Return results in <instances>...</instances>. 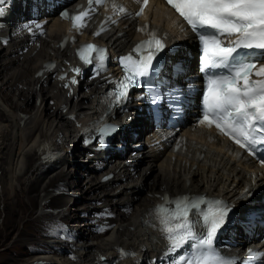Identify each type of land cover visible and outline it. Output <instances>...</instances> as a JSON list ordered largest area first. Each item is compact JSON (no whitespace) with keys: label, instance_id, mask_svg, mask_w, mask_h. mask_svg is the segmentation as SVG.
<instances>
[{"label":"bare ground","instance_id":"6f19581e","mask_svg":"<svg viewBox=\"0 0 264 264\" xmlns=\"http://www.w3.org/2000/svg\"><path fill=\"white\" fill-rule=\"evenodd\" d=\"M138 2L108 0L74 32L46 12L45 0L0 4V236L17 232L0 250V264L43 251L22 264H160L168 247L162 220L180 197L229 205L234 223L223 250L264 264V167L214 129L194 125L193 114L179 131L148 130L140 102L109 116L119 126L109 147H101L97 128L88 129L119 73L111 64V74L74 82L82 42L117 56L156 33L170 60L193 68L196 41L180 18L161 0H149L135 17ZM184 76L195 81L196 74L179 83L188 82Z\"/></svg>","mask_w":264,"mask_h":264},{"label":"snow or ice","instance_id":"6c2138e0","mask_svg":"<svg viewBox=\"0 0 264 264\" xmlns=\"http://www.w3.org/2000/svg\"><path fill=\"white\" fill-rule=\"evenodd\" d=\"M3 2L0 0V4ZM168 3L191 26L199 42V70L205 87L200 97L198 122L209 127L214 124L241 148L257 154L264 149V64L257 59V56L264 58V0H168ZM83 15L73 19L80 22ZM231 37L235 39L225 43ZM164 48L153 33L151 39L136 46L135 58L131 54L121 58L125 75L118 84L119 90L112 93L117 103L126 102L130 87L142 88L158 76L157 56ZM94 51L103 59L104 50L87 45L79 52L84 64L94 63ZM182 70V65L175 66L177 73ZM74 71L79 73L80 69ZM252 76L260 79H251ZM158 95V90L149 83L144 98L159 105ZM174 203L175 211L162 220L168 241L165 256L174 257L169 264H226L225 258L215 251L214 241L230 206L203 197H180ZM202 204L209 205L206 211L201 210ZM180 249L184 252L176 255Z\"/></svg>","mask_w":264,"mask_h":264},{"label":"rangeland","instance_id":"374dc122","mask_svg":"<svg viewBox=\"0 0 264 264\" xmlns=\"http://www.w3.org/2000/svg\"><path fill=\"white\" fill-rule=\"evenodd\" d=\"M32 2H34V1H32ZM33 103V102H32ZM120 143H117L116 144V146H118ZM118 150H120L121 148H117ZM84 178H81V182H82V180H83ZM106 191H109L108 189L106 190ZM53 207L51 208V209H49L50 211H53V210H55V208L57 207V206H59L58 205V203H55V204H53L52 205ZM82 206V203H80V202H78V203H76L74 206H73V208L74 207H81ZM36 213H37V205H34V215H36ZM3 220H4V216H1L0 215V231H2V232H4V225H2V223H3ZM4 228V229H3ZM111 228V227H110ZM110 228L108 227V231L110 230ZM17 235V232H14L13 233V235H11V237H9V238H3L2 236H0V250H2V249H7V248H10L11 246H12V240H13V238L15 237ZM54 239H56V237H50V238H47L46 240H44V241H46V242H50V241H52V240H54ZM7 243V244H6ZM44 252V251H43ZM43 252H35L33 255L32 254H30L29 256L28 255H26V256H24L23 257V259H22V261H20V263L22 264V263H24L25 262V260H27V259H29L30 257H33V256H35V255H37V254H41V253H43ZM18 252H11L9 255H13V256H18V254H17Z\"/></svg>","mask_w":264,"mask_h":264}]
</instances>
